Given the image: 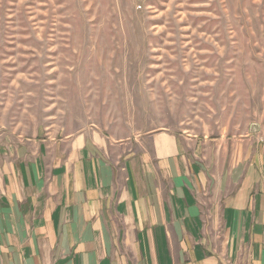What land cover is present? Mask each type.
I'll return each instance as SVG.
<instances>
[{"label": "rangeland", "instance_id": "obj_1", "mask_svg": "<svg viewBox=\"0 0 264 264\" xmlns=\"http://www.w3.org/2000/svg\"><path fill=\"white\" fill-rule=\"evenodd\" d=\"M136 3L0 0V153L167 131L207 167L264 159V0Z\"/></svg>", "mask_w": 264, "mask_h": 264}, {"label": "crops", "instance_id": "obj_2", "mask_svg": "<svg viewBox=\"0 0 264 264\" xmlns=\"http://www.w3.org/2000/svg\"><path fill=\"white\" fill-rule=\"evenodd\" d=\"M190 146L18 140L0 153V264H264L263 155L214 168Z\"/></svg>", "mask_w": 264, "mask_h": 264}, {"label": "built area", "instance_id": "obj_3", "mask_svg": "<svg viewBox=\"0 0 264 264\" xmlns=\"http://www.w3.org/2000/svg\"><path fill=\"white\" fill-rule=\"evenodd\" d=\"M137 8L141 9L142 0H137Z\"/></svg>", "mask_w": 264, "mask_h": 264}]
</instances>
